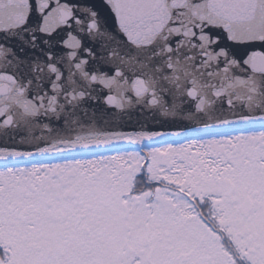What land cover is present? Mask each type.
I'll use <instances>...</instances> for the list:
<instances>
[{
    "label": "snow or ice",
    "instance_id": "1",
    "mask_svg": "<svg viewBox=\"0 0 264 264\" xmlns=\"http://www.w3.org/2000/svg\"><path fill=\"white\" fill-rule=\"evenodd\" d=\"M0 36V264H264V0H0Z\"/></svg>",
    "mask_w": 264,
    "mask_h": 264
},
{
    "label": "water",
    "instance_id": "2",
    "mask_svg": "<svg viewBox=\"0 0 264 264\" xmlns=\"http://www.w3.org/2000/svg\"><path fill=\"white\" fill-rule=\"evenodd\" d=\"M82 3L94 4L97 6L101 5V0H81ZM101 11L104 13L107 23L110 27L114 26V19L112 14L109 13L106 9L101 8ZM3 40V37L0 36V41ZM11 43H15L12 41ZM103 95V93H101ZM98 110H103V104L96 106ZM110 124L112 126L120 127L125 131H134L139 128L146 126L150 130L154 131H166L170 133H175L177 131L188 132L190 128H199L201 125H190L189 128L183 126L168 125L161 122V118L158 116H153L147 109H142L140 107H134L131 110H128L124 113H120L111 108L105 113ZM4 162L0 161V165Z\"/></svg>",
    "mask_w": 264,
    "mask_h": 264
}]
</instances>
